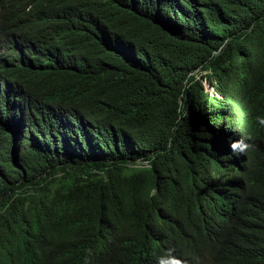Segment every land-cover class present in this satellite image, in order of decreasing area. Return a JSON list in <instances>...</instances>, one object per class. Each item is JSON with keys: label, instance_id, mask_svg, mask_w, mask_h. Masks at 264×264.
Returning <instances> with one entry per match:
<instances>
[{"label": "trees", "instance_id": "trees-1", "mask_svg": "<svg viewBox=\"0 0 264 264\" xmlns=\"http://www.w3.org/2000/svg\"><path fill=\"white\" fill-rule=\"evenodd\" d=\"M92 1L117 27L133 18L118 0ZM20 13L18 0H0L2 40ZM187 17L182 29L146 32L142 45L149 51L140 54L130 43L128 58L75 36L79 64L45 82L46 98L81 112L92 130L79 141L61 139L57 149L38 147L35 155L0 153V264H65L75 243L108 224L121 238L113 264H136L131 249L150 214L178 181L192 180L184 151L189 137L176 119L197 95L198 73L210 70L219 81L240 126L264 115V0H217ZM127 45L119 42V52ZM244 250L210 264L258 257Z\"/></svg>", "mask_w": 264, "mask_h": 264}, {"label": "clouds", "instance_id": "clouds-1", "mask_svg": "<svg viewBox=\"0 0 264 264\" xmlns=\"http://www.w3.org/2000/svg\"><path fill=\"white\" fill-rule=\"evenodd\" d=\"M35 1L18 0L13 34L0 37V153L11 158L34 154L38 147L57 149L61 139L79 141L80 133L92 130L81 112L46 98L45 82L79 64L81 51L72 50L76 35L87 46L96 41L127 57L131 43L142 54L149 51L142 45L146 32L182 29L187 16L217 0H118L133 17L122 29L92 0H40L44 6L34 8ZM121 41L128 43L125 54L119 52ZM209 73L196 75L197 95L176 119L189 137L184 151L192 180L178 181L150 214L141 241L131 249L136 264H210L217 255L241 249L258 257L240 264H264V115L249 126L236 123L231 103ZM75 244L65 264H113L121 238L108 224ZM40 255L34 253L33 260Z\"/></svg>", "mask_w": 264, "mask_h": 264}]
</instances>
